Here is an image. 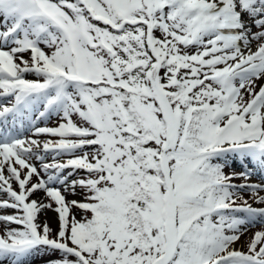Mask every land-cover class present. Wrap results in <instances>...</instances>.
Instances as JSON below:
<instances>
[{
	"label": "snow or ice",
	"instance_id": "6c2138e0",
	"mask_svg": "<svg viewBox=\"0 0 264 264\" xmlns=\"http://www.w3.org/2000/svg\"><path fill=\"white\" fill-rule=\"evenodd\" d=\"M0 194V264H264V0H0Z\"/></svg>",
	"mask_w": 264,
	"mask_h": 264
},
{
	"label": "rangeland",
	"instance_id": "374dc122",
	"mask_svg": "<svg viewBox=\"0 0 264 264\" xmlns=\"http://www.w3.org/2000/svg\"><path fill=\"white\" fill-rule=\"evenodd\" d=\"M55 124H56L55 119H53L52 121H50L48 123V125H51V126H55ZM253 179H254V182H258L255 177ZM2 198H4V196H3V194H0V199H2ZM69 198L71 199L72 197H69ZM245 199H249L250 203L252 202V200L248 194H245ZM253 206L254 207H261L262 205L254 204ZM3 214H12V210H3ZM39 220L41 222H43L44 220H47L53 229L56 228V214L52 211H48L44 214H41L39 216ZM259 230H261V226L259 224H257L255 227H250L248 229V231L245 233V235L241 237V242L246 241L247 239L252 237L256 231H259ZM38 264H39V262H38Z\"/></svg>",
	"mask_w": 264,
	"mask_h": 264
}]
</instances>
